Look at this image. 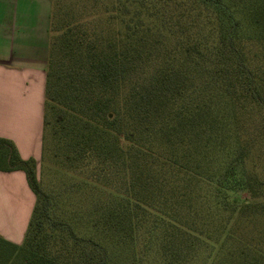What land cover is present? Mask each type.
<instances>
[{"label": "trees", "instance_id": "trees-1", "mask_svg": "<svg viewBox=\"0 0 264 264\" xmlns=\"http://www.w3.org/2000/svg\"><path fill=\"white\" fill-rule=\"evenodd\" d=\"M49 1L38 162L0 137L35 195L0 264H264V0Z\"/></svg>", "mask_w": 264, "mask_h": 264}, {"label": "crops", "instance_id": "crops-1", "mask_svg": "<svg viewBox=\"0 0 264 264\" xmlns=\"http://www.w3.org/2000/svg\"><path fill=\"white\" fill-rule=\"evenodd\" d=\"M50 8L49 0H0V137L37 162ZM34 201L23 170H0V237L21 243Z\"/></svg>", "mask_w": 264, "mask_h": 264}, {"label": "rangeland", "instance_id": "rangeland-1", "mask_svg": "<svg viewBox=\"0 0 264 264\" xmlns=\"http://www.w3.org/2000/svg\"><path fill=\"white\" fill-rule=\"evenodd\" d=\"M37 161V160H36ZM37 176L40 180L42 187L48 188H57L59 184H64L71 181V177L68 174H65L61 170H58L54 167L45 168L44 171L41 168H36Z\"/></svg>", "mask_w": 264, "mask_h": 264}]
</instances>
